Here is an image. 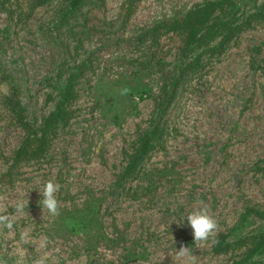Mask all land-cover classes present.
Segmentation results:
<instances>
[{
  "label": "rangeland",
  "instance_id": "obj_1",
  "mask_svg": "<svg viewBox=\"0 0 264 264\" xmlns=\"http://www.w3.org/2000/svg\"><path fill=\"white\" fill-rule=\"evenodd\" d=\"M71 1L0 0V264H264V0Z\"/></svg>",
  "mask_w": 264,
  "mask_h": 264
},
{
  "label": "trees",
  "instance_id": "obj_2",
  "mask_svg": "<svg viewBox=\"0 0 264 264\" xmlns=\"http://www.w3.org/2000/svg\"><path fill=\"white\" fill-rule=\"evenodd\" d=\"M83 0H72L70 4V11L69 13H72L80 7ZM231 2L230 0H222L220 2H214L211 4L212 8L210 10H198L189 16H187L185 19L181 21H175V22H165L163 24H160L154 28V32L159 33L161 31H170V32H184L187 34V39L189 42V45H194L200 41L202 38V27L206 23V17L211 15V13L218 9V7H222L225 3ZM153 139V134H149L141 149L139 150L136 158L133 161V164L131 166V170H134L136 166L143 160V158L148 153V150L150 148L151 140ZM41 153V141H32L29 143L26 148L19 154L20 158H28L31 156H37Z\"/></svg>",
  "mask_w": 264,
  "mask_h": 264
},
{
  "label": "clouds",
  "instance_id": "obj_3",
  "mask_svg": "<svg viewBox=\"0 0 264 264\" xmlns=\"http://www.w3.org/2000/svg\"><path fill=\"white\" fill-rule=\"evenodd\" d=\"M127 88L122 90V94L127 93ZM60 185L54 183L52 181H48L45 183L43 190H37L41 199L39 200V206L43 212V210H47V212L51 216H58L60 214L58 200L56 198V193L60 190ZM4 220H7V217H3ZM182 226L189 227L192 230L193 239L195 242L207 241L217 230V222L215 219L208 214L206 208H199L192 212H190L185 217L180 220ZM11 227V224L7 225ZM38 264H42V262H38Z\"/></svg>",
  "mask_w": 264,
  "mask_h": 264
}]
</instances>
